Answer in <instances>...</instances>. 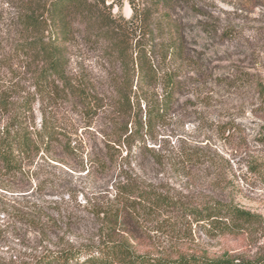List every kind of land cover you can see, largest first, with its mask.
I'll list each match as a JSON object with an SVG mask.
<instances>
[{
    "label": "trees",
    "instance_id": "1",
    "mask_svg": "<svg viewBox=\"0 0 264 264\" xmlns=\"http://www.w3.org/2000/svg\"><path fill=\"white\" fill-rule=\"evenodd\" d=\"M5 1L14 13L8 25L9 57L3 56L7 64L0 66V172L13 185L21 178L29 186L35 175H29L26 168L41 153L51 155L57 146L68 153L77 150L54 121L45 116L39 126L35 121L37 102L44 106L66 100L87 117H96L103 109L109 113V126L101 133L104 147L87 157V174L126 175L112 185L113 198L92 204L99 223L95 241L76 245L62 239L64 244L56 243L51 249L44 244L31 264H236L229 257L164 254L145 239L151 242L154 232L182 236L177 222L158 221L161 214L173 210L205 225L210 233L227 235L246 232L262 222L260 215L219 200L190 205L166 189L154 190L130 176L140 167L138 161L154 168L168 166L167 157L149 148L144 138L183 95L182 68L191 57L176 15L185 8L199 16V5L193 0H128L132 15L125 18L114 11L122 7L117 0ZM79 36L100 50L111 67L107 90L82 72L70 71V45ZM4 68L9 69L6 75ZM23 81L28 82V90L22 88ZM260 96L264 115V92ZM252 170L264 176V164ZM37 187L42 188L41 184ZM64 201L52 202L46 210L35 202L15 210L40 237V244L49 243L52 235L60 238L65 222L72 230L77 225L72 216L62 213ZM4 232L0 227V242L6 239ZM256 264H264V259Z\"/></svg>",
    "mask_w": 264,
    "mask_h": 264
},
{
    "label": "rangeland",
    "instance_id": "2",
    "mask_svg": "<svg viewBox=\"0 0 264 264\" xmlns=\"http://www.w3.org/2000/svg\"><path fill=\"white\" fill-rule=\"evenodd\" d=\"M117 1L122 7H116L115 13L130 18L128 0ZM193 1L201 15L185 8L176 15L191 57L182 68L185 90L144 138L149 148L167 157L168 166L154 168L138 161L140 167L136 166L130 176L154 190L166 189L190 205L214 200L231 203L260 215L262 222L238 235L216 234L173 210L161 214L158 221L177 222L182 236L154 232L151 242L145 241L153 242V249L164 254L183 252L256 264L264 259V176L252 172L255 165L264 164L260 96L264 92V0ZM6 3L0 0V66L7 64L1 59L8 56V25L14 13ZM69 68L73 74L87 75L101 90L108 89L111 67L100 50L85 44L81 36L70 45ZM4 69L6 75L9 69ZM23 82L22 88H28V82ZM34 110L38 126L43 116L54 121L77 150L68 153L57 146L51 155L41 153L26 168L29 175H35L29 186L21 178L13 185L0 172V227L6 237L0 242L2 264H31L35 255L43 252L40 246L48 244L51 249L63 243L62 239L76 245L95 241L99 223L92 214V204L113 198L112 185L126 176L118 172L108 176L87 174L88 167L84 169L87 157L104 147L101 133L109 126L106 110L87 117L73 101L66 100L46 102L44 106L37 102ZM61 199L65 200L62 213L72 216L77 225L72 230L66 222L61 224L60 238L52 235L48 239L51 243L45 240L40 244V237L32 233L15 209L35 202L46 210Z\"/></svg>",
    "mask_w": 264,
    "mask_h": 264
}]
</instances>
